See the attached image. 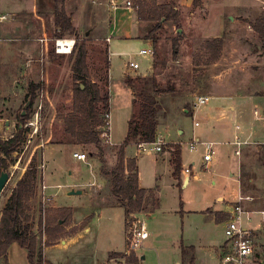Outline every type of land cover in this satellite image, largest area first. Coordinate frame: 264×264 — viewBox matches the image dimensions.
<instances>
[{"label":"rangeland","instance_id":"1","mask_svg":"<svg viewBox=\"0 0 264 264\" xmlns=\"http://www.w3.org/2000/svg\"><path fill=\"white\" fill-rule=\"evenodd\" d=\"M174 1L179 6L184 0ZM57 6L60 8V3L57 2L56 8ZM90 7H95V10L89 8L86 16H95L92 18L95 21L94 29L105 38L108 32V13L104 4L99 0L94 2L90 0ZM181 11V33L171 21L164 22L155 33L157 38L155 61L160 73L155 78L154 86L150 81L137 79L132 89L119 77L129 59L142 64L141 72L148 69L151 62L149 57L144 58L138 53L141 48H149L151 44L143 43L137 38L119 39L126 54L114 53L111 56L113 74L115 77L119 75L112 81L110 90L113 144L102 141L101 147L78 143L65 132L63 119L73 108L74 51L67 54L58 53L55 42L58 38H70L76 41L75 46L81 45L88 40L85 32L74 26L77 35L70 33L57 35L61 29L56 24L54 12L46 18L47 31L51 30L48 50L40 55L36 52V43L31 38L29 40L26 37L22 38L37 35L38 26L29 24L28 28H25L20 23L14 24L13 28L22 32L14 33V36L17 34L20 39L10 41L12 44L9 52L15 54L18 52L16 50H23L19 61L26 70L0 72V140L12 137L17 131L21 122L20 113L30 96L31 83L41 86L31 110L27 112L26 123L23 121V128L30 130L26 142L8 157L0 154V168H4L10 174L0 195V220L2 209L12 189L34 161L38 179L35 194L27 202L26 212L43 247L51 243L46 233L48 218L50 216L55 218L59 207L71 208L73 212L71 221L68 223L62 220L61 232L55 235L58 238L53 241L59 245L48 246L43 250L46 260L52 264H106L115 256L113 254H121L120 251L125 250L132 219L131 216L126 219L124 207L117 204L112 193L111 171L118 164L119 145L128 134L129 121L133 114L139 111L142 92L152 93L154 89L160 90L157 94L158 124L160 122L162 126L167 125L165 139L182 142L184 166H190L195 161L192 165L193 172L200 175V179H194L192 176L188 185L176 182L172 173L170 150H165L164 146L163 152L148 150L138 156L142 184L148 187L155 185L159 192V208L145 219L150 237L143 243L144 247L138 250L146 255L143 264H176V255L182 241L187 244L197 241V248L202 247L197 239L201 236L200 230L204 222L208 221L204 211L218 209L223 204L217 201L218 194H224L232 188L236 189L235 182L229 175L230 170L237 167V156L233 150L228 154L219 153L220 146L217 145V158L213 167L210 171L202 168L203 147L199 145L195 150H190L188 146L193 136L192 130L197 131L198 128L194 127L193 116L186 114L185 109L192 108L196 96L213 92L214 71L217 73L220 70L221 76L218 77L220 81L227 79L222 73L225 68L233 69L227 76L236 83L241 92L249 91L264 96V41L252 26L258 13L264 11V0H203L199 8H195L192 3L190 7L183 6ZM224 13L227 14L224 15V32L221 35L224 38L223 51L226 54V63L220 64L217 69L212 64L195 65V56L205 58L201 46L218 33L215 23L218 16ZM155 24L156 22H153L152 27ZM88 25L87 28L93 27ZM175 38L179 40L176 53L172 44ZM3 43L0 41V45ZM8 60L9 65L16 63L15 57L9 56ZM2 63L0 59V65ZM144 86H147L149 91H146ZM179 128L185 130L181 138L177 137ZM262 129L264 130L259 123L257 133L259 134ZM135 149L134 146L128 145L130 154L135 155ZM77 151L86 152V161H78L73 157V153ZM3 158H6V161H3ZM212 179H215V183ZM46 181L55 186L50 189L53 192L51 199L43 201V197L48 198L51 193L47 191V194L43 195L42 186ZM76 183L79 184L76 190H81L82 193L68 194ZM152 207L153 205H148L146 212L140 213L146 215ZM141 216L138 214L134 219L138 224L142 222ZM253 219L259 222L262 215L257 213ZM87 226L90 230L85 231ZM213 231L219 236H225L222 226H214ZM73 233L78 234L71 242L67 244L62 242ZM11 252L13 264H30L25 255L27 252L25 248L16 244ZM188 252L191 257L190 248Z\"/></svg>","mask_w":264,"mask_h":264},{"label":"crops","instance_id":"2","mask_svg":"<svg viewBox=\"0 0 264 264\" xmlns=\"http://www.w3.org/2000/svg\"><path fill=\"white\" fill-rule=\"evenodd\" d=\"M94 1L97 0H93V2ZM126 1L127 0H99L101 4H104V8L108 13V32L105 38L101 36V34H98L94 29L95 21H93L92 18L95 16H86L89 8H91L92 11L95 10V7H90V0H66L64 4V9H66L65 12L72 19L74 26L79 31L83 30L86 34V37H88V40L86 42L87 44H85L87 45L88 50L87 63L91 80L99 85L103 93L109 94L110 109L112 99V94L110 92L112 86L111 83L115 78H117V76H119L116 75L115 77L113 74L111 56L114 55V53L123 55L126 54L125 50L123 49L124 45H122L119 39L137 38L143 43L151 44L149 48H141L138 53L142 49L152 50L151 53L148 52L146 54H140L144 58L149 57V61H151L148 69H145L144 72L140 71L142 67V64L140 62L134 59H129L126 68H124L122 72V75L119 76L125 81V83L133 81V83L135 84V80L137 81V79H143L144 82L151 81L153 78H157L160 73V68L157 66L155 61L157 38L151 37V35H149L153 28L152 24L154 21L140 20L136 8L127 6ZM184 1L183 3L181 2V5H177L181 16L182 7H190V5L193 3V0ZM164 2H167V0L163 1V3ZM55 8L56 0H0V16L6 15V19H0V41L4 42L3 45H0V59L1 63H4L0 65V72H25L26 70L24 65L22 67V62L19 61V58L22 55L21 51L23 50L19 51L18 49L16 50L18 52H16L15 54L9 52V47H11L12 44L10 43V41L20 39V37H17V34L14 36V33H18V31L19 33L22 32V30L14 29V24L20 23L25 26V28H28L29 24L38 26L39 33L37 35L32 34L31 37L24 36L22 38L26 37L27 40L31 38L34 43H36L35 48L38 54L42 55L44 52H47L49 44L48 40L51 39V30L49 29L47 31L46 27L48 26V24L46 18L54 14ZM261 13V11L258 13L257 18L261 15ZM225 14L227 13L220 14L218 16L217 22L215 23V27L218 33L214 34L213 38H223L222 35L224 32ZM229 15L230 14H228V16ZM9 17L13 18L10 19ZM230 18L232 17L230 16ZM105 23L107 24V19H105ZM87 25L89 27L92 25L93 27L87 28ZM178 32L181 33L182 29L179 28ZM114 35H116V38H114ZM98 40L99 42H97ZM113 47H115L116 49L112 50ZM9 56L15 57V64H7V62L9 61ZM225 59V51H222L220 59L217 62L212 63L213 67L217 69L220 64L223 63L224 65L226 63ZM130 61L138 62L139 68L134 69L130 67ZM13 65L15 68L12 67ZM231 71H233V69L231 70V68H225V70L222 71L224 76L227 78L225 81L219 80L221 76V74L219 73L220 70L217 73H215L216 71H214V90L211 94H204L211 97L209 103L199 108H194V101L196 99L195 97L192 102V108L185 109V113L191 114L193 116L194 127L198 128L197 131L192 130L191 134L193 136L190 138V140H192L193 138H197L199 140V144L197 146L201 145L203 147L202 159L205 151L204 142L214 143L215 154L213 156V160L210 163L209 171L213 167V164L217 158V145L220 146L218 150L221 154H228L229 151L233 150V153H235V155L237 156V167H235V170H230L229 178H231L235 182L236 189L234 190L232 188V190H229L224 194H218L217 201L223 203L222 206H220L218 209H207L206 211H204V215L208 217V221L204 222L200 230L201 236L199 237V239H197L201 242L202 247L204 248H202L201 246H198L199 248H197V241L195 243L188 244L182 241L176 255V264L218 263L219 257L221 256L220 251L226 241V237L223 235L219 236V234H215L213 231V227L222 226L224 228L225 235L226 221L229 218L233 205L238 202L240 195L251 197V199H245L244 201H242L244 208L251 213V219L249 221H246L245 224L246 227L252 229L255 233L256 251L260 252L264 250V130L262 129L259 134L257 133L258 124L260 123L263 128L264 125L258 119L255 113L257 109L259 110V112L264 113V96L252 94L249 91L241 92L239 90L240 88L236 86V83H234L227 76L231 73ZM247 74H250V72H247ZM196 121L199 122V125L195 124ZM110 126L112 134L111 110ZM166 126L167 125L162 126L159 122L157 135H159L166 143L180 144L182 152V172L179 178H177L175 175L174 178L177 180L176 182L188 185L191 182L192 176L194 179H200V175L198 173H194L192 169V165L195 164V161H193L190 166H184L182 142L179 143L177 140H166L165 136L166 132L168 131V128ZM184 134L185 130L179 128L177 137L181 138L184 136ZM237 140L243 142L240 147L236 145ZM137 144L138 143L135 142L128 144L136 148L135 155H132L128 152V145L125 148V155L126 159L135 158L137 161V172L140 188L152 190L154 197L157 199V205H155L153 210L149 211V213H147L146 215H143V213H138L140 216L142 215L141 221L148 229L145 219L159 208V192L158 187L155 185L148 187L142 184L143 180L138 159V156L141 153H138L137 151ZM164 149L168 151L170 150L169 148ZM164 149L162 150V152L165 151ZM238 149H240L241 151L239 155L237 154ZM171 153L172 152L170 150L169 154L171 155L172 163ZM202 165L203 160L201 167ZM172 167V173L174 174L173 163ZM186 168L191 169V174L185 172ZM212 181L213 183H215V179H212ZM45 184L48 186L46 193L55 186L54 184L47 181L45 182ZM78 187L79 184L76 183L74 184V188H72L71 190H76ZM70 191L68 192V194H70ZM49 195L53 196V192H51ZM257 213L262 215V220H260L259 222L253 221V216ZM88 230H90L89 226L85 228V231ZM78 233H73L72 235L66 237L62 242L65 244L71 242L74 236ZM16 244L17 243H13L10 245L6 258L3 256L0 257L1 264H13L11 251ZM58 245V243H55L49 246ZM47 247L48 246H44V248ZM183 247L191 249V257H189L190 251L186 255H183ZM200 248L202 250H199ZM25 255L28 259L27 252L25 253ZM138 255H141L140 264H143L144 260L146 259V255H143L141 250L138 252ZM28 262L32 264L29 259Z\"/></svg>","mask_w":264,"mask_h":264},{"label":"trees","instance_id":"3","mask_svg":"<svg viewBox=\"0 0 264 264\" xmlns=\"http://www.w3.org/2000/svg\"><path fill=\"white\" fill-rule=\"evenodd\" d=\"M61 7L57 6L55 10V21L61 32L57 35L62 36L65 33L75 34L76 29L72 19L67 15L64 9L66 0H56ZM56 2V3H57ZM140 20L154 21L149 35L156 38L155 33L167 21L173 22L180 28L181 13L174 0L159 3L157 0H132ZM203 0H193V6L199 8ZM254 30L264 41V11L253 23ZM180 36V35H179ZM179 40H173L174 53L178 51ZM224 39L216 37L206 40L201 46V52L205 58L197 55L194 57L195 65H207L217 62L223 51ZM72 70H73V108L70 113L63 117L65 123V132L73 137L78 143L95 144L98 147L102 145L101 132L106 124L105 115L110 112V96L103 93L99 85L91 80L90 71L87 63V45L77 44L73 50ZM150 82L154 86L156 83L153 78ZM133 89V81L127 82ZM41 84L31 83L30 96L31 104L28 112L31 110L37 97V91ZM146 91L148 87L144 86ZM152 89V87H151ZM159 89H154L152 93H140L139 111L134 113L129 121L128 134L124 142L118 149V164L112 169L111 189L117 204L125 209L126 219L132 214L143 212L148 205H157V199L153 191L140 188L137 172V161L135 158L126 159L125 148L128 144L135 142H153L158 132V100ZM28 98V99H29ZM28 114V113H27ZM20 113V118L26 123L28 116ZM29 128L20 127L12 137L0 140V154L6 157L14 153L27 140ZM165 148H169L172 154V163L174 165V175L179 178L182 172V152L180 144L166 143ZM6 161V158H3ZM1 169V168H0ZM38 179V170L34 161L25 171L24 175L17 181L12 189L5 206L2 209L0 220V257H7L9 247L17 243L27 250V256L32 264H52L44 256V247L38 241V235L33 229V222L26 212L27 202L35 194ZM56 217L50 216L46 221V233L50 237L52 245L53 240L58 237L55 235L60 231V225L70 222L72 219V209L59 207L56 210ZM58 218V219H57ZM188 248L183 247V255L188 253ZM260 260H264V250L256 252ZM120 255L113 254V256ZM136 259V258H135ZM138 260V259H136Z\"/></svg>","mask_w":264,"mask_h":264},{"label":"built area","instance_id":"4","mask_svg":"<svg viewBox=\"0 0 264 264\" xmlns=\"http://www.w3.org/2000/svg\"><path fill=\"white\" fill-rule=\"evenodd\" d=\"M126 5L129 7L135 8L132 0H127ZM0 19H6V15L0 16ZM69 41H71L69 43ZM75 40L70 38H58L56 39L55 46L58 53L67 54L71 53L74 50ZM152 52V50L142 49L139 54H146ZM130 67L137 69L139 68V63L135 61L129 62ZM211 97L209 95H198L194 101V108H199L209 103ZM258 119L264 125V113L259 112L257 109L255 111ZM106 124L102 127L101 139L104 143L112 144V134L110 126V112L105 115ZM196 125H199V122H195ZM242 141L237 140L236 145L240 147ZM166 142L159 136H156L155 141L153 142H140L137 144L138 153L145 152L148 150H154L160 152L163 150V146ZM199 144L197 138H193L189 141V147L191 150L196 149ZM205 151L203 154V165L202 167L205 170L210 169V163L213 160L215 154L214 143L213 142H204ZM241 153L240 149L237 150V154ZM73 157L78 161H86L87 154L86 152L77 151L73 153ZM185 172L191 174V169L186 168ZM43 195L47 194L46 190L48 186L43 184ZM51 199V195L43 197V201ZM245 199H251L250 196L240 195L238 202L233 205V208L230 212L229 218L226 221L225 227V237L226 241L222 246L220 251L221 256L217 264H264V260H260L256 254V236L252 229L246 227L245 222L251 219V213L247 211L242 201ZM137 217L136 214L131 215V225L128 230L126 248L125 250L117 256L112 257L106 262V264H140V256L138 255V250L143 246L145 240L149 237V230L146 228L143 222L139 223L134 219ZM264 230V226H263ZM138 260H136V259Z\"/></svg>","mask_w":264,"mask_h":264},{"label":"water","instance_id":"5","mask_svg":"<svg viewBox=\"0 0 264 264\" xmlns=\"http://www.w3.org/2000/svg\"><path fill=\"white\" fill-rule=\"evenodd\" d=\"M30 104H31V98L28 99V102L24 106V109L22 111L23 115L26 114L27 109L29 108ZM19 126L23 127V121L22 120H21ZM9 177H10V174L6 170L2 171V173L0 174V195H1L2 191L4 190L6 184H7L8 180H9ZM81 192H82L81 190H71L70 194H78V193H81Z\"/></svg>","mask_w":264,"mask_h":264},{"label":"flooded vegetation","instance_id":"6","mask_svg":"<svg viewBox=\"0 0 264 264\" xmlns=\"http://www.w3.org/2000/svg\"><path fill=\"white\" fill-rule=\"evenodd\" d=\"M28 109H29V108H28ZM28 109H27V112H28ZM27 112H26V114H27ZM26 114H25V115H26ZM4 170H5L4 168H1V169H0V174H1L2 171H4Z\"/></svg>","mask_w":264,"mask_h":264},{"label":"bare ground","instance_id":"7","mask_svg":"<svg viewBox=\"0 0 264 264\" xmlns=\"http://www.w3.org/2000/svg\"><path fill=\"white\" fill-rule=\"evenodd\" d=\"M71 41H69V43H70Z\"/></svg>","mask_w":264,"mask_h":264}]
</instances>
